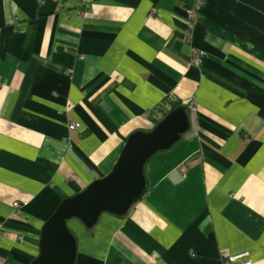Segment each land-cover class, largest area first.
Returning a JSON list of instances; mask_svg holds the SVG:
<instances>
[{
  "label": "crops",
  "instance_id": "1",
  "mask_svg": "<svg viewBox=\"0 0 264 264\" xmlns=\"http://www.w3.org/2000/svg\"><path fill=\"white\" fill-rule=\"evenodd\" d=\"M190 2L0 0V264H30L58 204L172 97L189 129L125 215L68 221L74 264H264V0H207L189 30Z\"/></svg>",
  "mask_w": 264,
  "mask_h": 264
},
{
  "label": "water",
  "instance_id": "2",
  "mask_svg": "<svg viewBox=\"0 0 264 264\" xmlns=\"http://www.w3.org/2000/svg\"><path fill=\"white\" fill-rule=\"evenodd\" d=\"M188 129L186 106L180 104L150 132L131 134L109 174L62 200L45 220L38 255L30 264H74L76 242L68 221L76 219L89 229L103 213L125 215L145 190V163L156 152L169 149Z\"/></svg>",
  "mask_w": 264,
  "mask_h": 264
},
{
  "label": "built area",
  "instance_id": "3",
  "mask_svg": "<svg viewBox=\"0 0 264 264\" xmlns=\"http://www.w3.org/2000/svg\"><path fill=\"white\" fill-rule=\"evenodd\" d=\"M206 1L207 0H191L190 4L188 5L185 11V19L187 21V27L189 30L193 29L194 25L196 24L200 10L205 5ZM195 61H198L197 54H195ZM167 99L168 103H176V100H174L173 97ZM187 105L191 109H194L192 102H189ZM77 128V123H72L68 126L69 130H76ZM14 206H17V204H14ZM190 255L191 257L195 256L193 253H191ZM219 257L222 260L223 264H251V259L249 258L247 253L229 254L227 252H221Z\"/></svg>",
  "mask_w": 264,
  "mask_h": 264
},
{
  "label": "trees",
  "instance_id": "4",
  "mask_svg": "<svg viewBox=\"0 0 264 264\" xmlns=\"http://www.w3.org/2000/svg\"><path fill=\"white\" fill-rule=\"evenodd\" d=\"M179 105H180V103L173 104L172 109H175V108L178 107Z\"/></svg>",
  "mask_w": 264,
  "mask_h": 264
}]
</instances>
